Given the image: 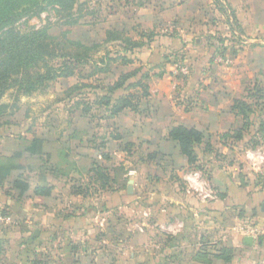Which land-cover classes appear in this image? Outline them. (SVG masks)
<instances>
[{
  "label": "crops",
  "instance_id": "0c3cea01",
  "mask_svg": "<svg viewBox=\"0 0 264 264\" xmlns=\"http://www.w3.org/2000/svg\"><path fill=\"white\" fill-rule=\"evenodd\" d=\"M158 12L165 19L163 25L171 27L177 21L179 28L208 33L215 49L221 46L213 40L216 34L228 38L225 52L210 60L213 51H208V39L200 43L199 54L185 58L192 68L187 83L172 77L174 66L169 63L165 75L146 72L153 79L149 98L142 101L138 112L127 109L113 119L118 139L106 144L111 150L104 144L92 149V167L86 173L78 172L82 178L62 164H53L49 175L41 164L26 166L22 161L41 163L39 157L23 155L21 168L8 177L0 176V205L9 207L24 225L0 228V250L13 238L20 242L31 238L34 242L69 240L73 243L68 264H91L94 260L81 241L110 227L109 236L103 235L104 249L97 253L107 251L112 243L119 254H130L132 264H264V139L260 133L250 136L248 131L240 141L229 138L243 128L242 117L233 112L235 100L252 104L251 100L264 97V0H171ZM191 17L198 19L188 20ZM115 29L125 32L122 26ZM174 46L179 47L180 42ZM232 50L237 52L232 55ZM178 85L183 90L179 104L172 101ZM255 89L258 96L252 95ZM79 117L90 125L87 117ZM176 126L203 133V142L196 149L202 170L190 165L169 138ZM138 140L145 143L146 154L143 166L136 168L131 155L137 153ZM83 142L79 138V144ZM252 142L261 145L253 148ZM126 145L133 152L122 150ZM17 151L3 147L0 156H13ZM124 155L129 160L123 163L117 158ZM95 168L110 176V187L103 189ZM30 169L34 187L25 173ZM196 171L203 175L200 191L195 182H189ZM60 181L65 183L66 195L58 186ZM91 182L96 186L94 192L75 193L76 187ZM38 186L49 189L50 194L36 195ZM248 238L253 239L252 244L247 243ZM73 247L78 249L76 254ZM141 254L144 257L139 260ZM115 260L108 264H116Z\"/></svg>",
  "mask_w": 264,
  "mask_h": 264
},
{
  "label": "rangeland",
  "instance_id": "374dc122",
  "mask_svg": "<svg viewBox=\"0 0 264 264\" xmlns=\"http://www.w3.org/2000/svg\"><path fill=\"white\" fill-rule=\"evenodd\" d=\"M167 2H171V0H78L74 10V20L77 22L75 25H69V22L72 21L59 16L55 10L51 9L37 16L21 20L18 23V29L22 32H27L32 28H47L49 34L55 40L68 38L89 47L95 46L90 52L92 56L89 60L90 65L86 66L84 74H92L94 70L92 65L94 64L101 66V63H109V70L114 76L107 77V75H102L105 80L107 79V82L116 80V75L119 72H128L131 69L139 68V63L144 65L145 72L165 75L167 74V64L169 63L174 66L173 70L175 73L172 74V77H176L179 82L187 83V77L192 74V68H190V61L185 63V58L187 59L189 55L199 54L197 50L200 48V43H206V39H208V51H210V54L213 51L210 60L217 55L221 57V55L215 51L210 40L212 37L208 33L200 31L199 28L193 27L192 30L179 28L177 21H173L175 25H171V27L163 25L165 19L156 12L161 11L163 5L167 4ZM144 6H147V8L140 9ZM192 18L198 19V17H191L188 20ZM194 22L195 19L192 20V25ZM118 26H122L123 30L133 38L146 43V47L135 50L132 55H128L134 60L132 68L120 67L121 59L114 62H109V59H107L109 56L116 57L125 54L120 46L115 43L101 45L105 40L106 32ZM142 33H145V37H141ZM148 35L154 36L151 41H148V38H150ZM213 40H221L227 46L228 43L226 41L229 39L222 38V36L216 34ZM187 41L189 43H186ZM170 42L173 43L168 46L167 44ZM178 42H180V46H174ZM187 44L189 45L188 47ZM96 45H99V47L97 48ZM236 52L232 50L230 53L233 55ZM190 60L193 59L190 58ZM188 72L189 75H187ZM96 78L90 82H93ZM152 81L153 79L150 80L149 84ZM78 83H80L78 77L60 78L30 96L22 94L17 96L15 90L8 91L0 101L7 106L0 112L3 114L0 117V150L3 147L11 151L14 149L22 150L33 138L42 139L46 143L45 151L50 156V161L44 164L35 159L22 160L26 166H31L36 162L38 165L41 164L50 175L54 168L53 164L56 167L62 164V168L69 165L70 167H66L69 173L72 170L77 178H82L84 175L81 176L78 172L86 173L92 167V158L90 157L92 149L103 144L107 149L106 144L110 145L118 133L113 119L108 121L100 120L99 117L103 116L104 113L93 103L95 100V89L85 88L81 90V94H76L78 97L74 101L68 99L66 92ZM180 86L175 89V95L172 96V101L177 104L182 103L180 95H182L183 90H181L182 87ZM157 88V86H154V89ZM84 98L91 100L92 113L97 116V119L92 121L89 126L85 125L86 123L79 117L80 112L77 111L74 105L75 102ZM191 99L192 97H189L188 100ZM184 100L187 104L188 100ZM155 101L158 100L154 99ZM251 102L255 103L256 107H254L255 111H253V114H250L247 131L250 136L254 133H260L263 140L264 108H261L264 107V101L260 99L258 103L255 100H251ZM79 138H84L83 144H79ZM85 140L89 141L90 146H87ZM259 145H261L260 142ZM111 149L112 146H109L107 150ZM135 149L137 153L131 155L132 167L137 168V165L142 167L144 163L143 156L146 154V145L141 140H138ZM122 150L133 152V148L131 149L128 145L123 146ZM117 159L123 163L124 159L129 160L125 155ZM25 173L28 174L27 177L31 183L30 187H34L36 184L33 175L34 171L30 169L29 171L26 170ZM63 178L61 179L67 180L65 177ZM64 184V181H60L58 186L63 188ZM62 191L66 195L67 191L64 188ZM62 191L59 189L57 192ZM93 202L96 203L97 200H93ZM6 209L11 212L9 207H6ZM112 214L113 212L109 215L111 216ZM13 215L15 217V214ZM109 215L107 214L106 216ZM16 221L17 223L12 226L20 228L24 225V222L19 219H16ZM93 228L97 229L96 227ZM109 228L107 227L105 231L93 233L89 240L81 241L86 245L87 253L94 260L91 264H108L115 258L114 263L116 264H132L130 263V254H119V248L117 246L113 248L112 243L107 248V251L97 253L99 248L104 249L103 235L107 234L106 237L109 236L107 231ZM32 230L34 232L35 228ZM69 242L71 241L66 240L59 243V240L53 241L51 238L41 241L37 240L36 243L26 244L25 246L28 247V250L23 251L25 249L24 245H22L23 242H20L19 238H13L7 244H3V248L0 250V264H35L37 261H40L41 264H68L72 260L69 250H71L70 246L73 243ZM143 255L139 256V260L144 257Z\"/></svg>",
  "mask_w": 264,
  "mask_h": 264
},
{
  "label": "trees",
  "instance_id": "16d2710c",
  "mask_svg": "<svg viewBox=\"0 0 264 264\" xmlns=\"http://www.w3.org/2000/svg\"><path fill=\"white\" fill-rule=\"evenodd\" d=\"M77 4L78 0H0V101L11 90H15L17 96L21 94L30 96L43 90L49 83L57 79L78 77L80 83L66 92L68 99L74 101L78 97L77 95L81 94V90L85 88L95 89L93 103L104 113L103 116L99 117L100 120L114 119L127 109L138 112L142 101L150 96L148 82L151 76L144 72L143 67L134 68L128 72H119L116 75V80L107 82V79L105 80L102 75L114 76L109 70V63H101V66L94 64L92 66L95 71L93 70L90 75L84 74L92 57L90 52L95 46L89 47L68 38L55 40L47 28H32L27 32L18 29V23L21 20L37 16L51 9L55 10L59 16L72 21L69 22V25H75L77 22L74 20V10ZM141 37H145V33H142ZM148 37H150L148 41H151L154 36L148 35ZM217 41L221 46L216 47L215 51L222 56L226 48L224 42ZM108 43H115L124 51L125 54L121 56H106L109 62L121 59L120 67L123 68H132L134 65V60L128 56L129 54L132 55L135 50L146 47L145 42L116 29L106 32L105 40L101 45ZM96 47L98 48L99 45ZM95 77L97 78L90 82ZM254 91L252 95L258 96L260 92L257 89ZM252 95L250 93L249 98H252ZM259 99L264 101L263 96H260ZM258 102L256 100V103ZM91 103L90 99L84 98L75 102L74 105L81 116L89 118L92 122L97 119V116L92 113ZM254 107H256L255 103L249 104L244 100H235L233 112L242 117L243 128L236 130L229 138L234 141L243 139V133L249 128L250 114L255 111ZM5 108L7 106L0 102V112ZM1 115L3 114L0 113V117ZM169 138L177 143L181 154L188 158L190 165H197L199 159L196 149L202 144L204 138L201 131L195 128L176 126L170 130ZM45 146L46 143L42 139L33 138L13 156H0V176L8 177L13 170L21 168L22 163L20 161L26 154L29 157H39L44 164L48 163L50 156L45 151ZM258 146L259 142H252L251 144L253 148ZM195 167L202 170L201 166ZM94 171L103 189L110 187L112 182L110 176L100 168H95ZM95 187L92 182L82 184L76 187L75 193L88 195L90 192H94ZM121 187L125 188L126 184L122 183ZM35 194L47 196L50 191L44 186H38L35 188ZM0 206L9 212L5 206ZM7 228L1 229L4 231ZM22 242L23 247H25L23 251L28 250L26 244L36 243L32 238ZM77 251L78 249L73 247L75 254ZM35 264H41V262L37 261Z\"/></svg>",
  "mask_w": 264,
  "mask_h": 264
},
{
  "label": "built area",
  "instance_id": "2783aa9c",
  "mask_svg": "<svg viewBox=\"0 0 264 264\" xmlns=\"http://www.w3.org/2000/svg\"><path fill=\"white\" fill-rule=\"evenodd\" d=\"M195 182L194 187L197 191H200V187L204 184L203 175L200 171H196L189 178V182ZM17 221L13 214L6 212L5 208L0 206V228H6L16 224ZM264 224V222H263Z\"/></svg>",
  "mask_w": 264,
  "mask_h": 264
},
{
  "label": "water",
  "instance_id": "95a60500",
  "mask_svg": "<svg viewBox=\"0 0 264 264\" xmlns=\"http://www.w3.org/2000/svg\"><path fill=\"white\" fill-rule=\"evenodd\" d=\"M132 187H129V190L131 191ZM38 234V231L35 233V236ZM248 244H252L253 243V239L252 238H248L247 240Z\"/></svg>",
  "mask_w": 264,
  "mask_h": 264
}]
</instances>
